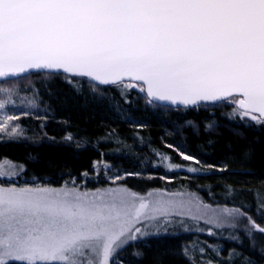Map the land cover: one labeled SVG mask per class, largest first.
<instances>
[{
  "label": "snow or ice",
  "instance_id": "1",
  "mask_svg": "<svg viewBox=\"0 0 264 264\" xmlns=\"http://www.w3.org/2000/svg\"><path fill=\"white\" fill-rule=\"evenodd\" d=\"M32 69L89 78L99 98L108 86L121 96L137 88L130 78L154 99L227 101L241 119L264 124V0H0V77ZM5 167L0 176L11 175ZM176 206L121 187L0 185V264H110L143 234L136 225L159 224Z\"/></svg>",
  "mask_w": 264,
  "mask_h": 264
},
{
  "label": "trees",
  "instance_id": "2",
  "mask_svg": "<svg viewBox=\"0 0 264 264\" xmlns=\"http://www.w3.org/2000/svg\"><path fill=\"white\" fill-rule=\"evenodd\" d=\"M26 78L42 79L36 88L48 114L42 122L23 116L19 125L27 135L43 138L0 142V160L20 166L23 182L83 186V178L103 163L117 177L124 174L118 184L137 192L195 193L233 217L231 225L207 226L195 235L218 246L224 264H264V234L249 224L251 218L264 227V124L241 119L225 102L172 109L150 103L134 89H123L121 96L122 88L109 86L107 99H97L88 95L93 84L82 78L46 73ZM112 96L114 102L108 100ZM174 143L195 162L182 161L178 152L163 146ZM171 164L180 167L170 169ZM87 185L96 184L87 180ZM190 237L178 229L156 233L123 254L131 264H189L181 248Z\"/></svg>",
  "mask_w": 264,
  "mask_h": 264
},
{
  "label": "rangeland",
  "instance_id": "3",
  "mask_svg": "<svg viewBox=\"0 0 264 264\" xmlns=\"http://www.w3.org/2000/svg\"><path fill=\"white\" fill-rule=\"evenodd\" d=\"M26 77L27 76H25V78ZM41 80L42 79H37V81H35L33 78H19L16 80H9L5 83L0 82V89H11V92L0 91V103H4L5 105L4 108L0 109V121H3L4 124L7 125L6 127H4V124H0V142L14 140L33 141L36 138H43L42 134L40 136H38V134L36 133L32 136L27 135L28 130L22 128L19 125V120L23 116H32L34 118H38V120L42 122V120H44V118H46L48 114L47 110L44 108V106H42V102L40 101L38 96V88H36L38 82H40ZM134 90L140 91V85H137V88H135ZM87 91L89 92V96L94 95L92 94L91 89H88ZM104 98H106L105 95ZM109 98L110 99L108 100L114 102L113 99H111L113 98V96ZM32 99H35L36 101L34 107L29 106L28 104V101ZM113 105H115V103H113ZM225 105L226 108H231L232 111L234 108H236V105L231 104L227 101H225ZM235 114L239 115V110H237ZM16 125H19V128L16 129L15 132H13V129L16 127ZM67 140L70 139L67 138ZM167 145L168 144H163V146L165 147ZM172 145L180 148L175 143ZM179 159L185 162L188 161L184 160L180 155ZM189 161L195 162L194 160ZM0 162H4L6 165L3 171L11 173L10 176H0V185L4 186H7L9 184H14L16 186L39 185L58 189L65 187H75L79 191H87L89 193L95 192V190L97 189L103 190L117 187L129 189L126 186L118 184L120 182L119 179H114L118 175L116 172L113 171L112 166L108 164H97L95 166L94 173L85 178L86 182L83 178V186L74 182H67L64 183L62 186H49L41 183H25L20 178V166H17L16 164L7 160H0ZM7 162H10V164H8ZM121 175L123 178L124 174L121 173ZM100 179L105 182L104 185L100 184ZM87 180L96 185L88 186ZM131 191L138 193L139 196L144 197L146 200L149 201H153L158 198H163L164 200H170L175 202L177 206L171 208L167 216L158 217L157 219L161 221L159 224H156L155 221H144V224L149 225L147 228H144L143 224L136 225L137 227H141L143 234H136L137 239L129 240L128 243H126L122 248L116 249L113 255L109 258L110 264H131L128 261V256L123 254L126 248H128L130 245L136 247L137 244H146L147 239L154 236L156 233H164L168 230L176 229H178V234H191L190 242L184 244L181 248V254L188 261L189 264H224V262H226L220 257L218 246L214 244H209L206 241H202L195 234L205 232L204 230L208 229L207 226H222L226 224L231 225L233 222V217H230L231 214H229V211L225 209H215L216 207H212L204 203L200 197H198L195 193L192 192H171L164 191L161 189H150L148 191L143 192H137L134 190ZM149 194H151V196ZM171 218H175L176 220L173 221L171 220Z\"/></svg>",
  "mask_w": 264,
  "mask_h": 264
},
{
  "label": "water",
  "instance_id": "4",
  "mask_svg": "<svg viewBox=\"0 0 264 264\" xmlns=\"http://www.w3.org/2000/svg\"><path fill=\"white\" fill-rule=\"evenodd\" d=\"M33 73L56 74V75H64V76H67V77H71L69 74L63 73L62 70L57 71V70H35V69H32V70H28L26 73H20V74H17L15 76L0 77V82L9 81V80H16V79L28 76V75L33 74ZM73 78H82V79H85V80H87V81H89L90 83L93 84V82H91L89 80V78H83V77H73ZM124 83H135L137 85H141L142 84V82L132 81V80H130V78H125L124 79ZM144 94H145V96L147 97V99L151 103H153L155 105H158V106H161V107H168V108H172V109H177V108L187 109V108H193V107L201 105V104H212V105H215V104L222 103V102H203V101H201V102H198L196 105H191V106L173 105L170 101H160V100L154 99L152 97H149L147 95L146 91H144ZM223 102H225V101H223Z\"/></svg>",
  "mask_w": 264,
  "mask_h": 264
}]
</instances>
